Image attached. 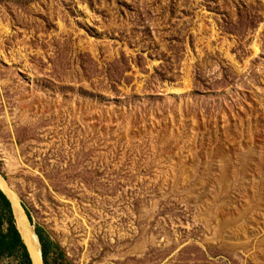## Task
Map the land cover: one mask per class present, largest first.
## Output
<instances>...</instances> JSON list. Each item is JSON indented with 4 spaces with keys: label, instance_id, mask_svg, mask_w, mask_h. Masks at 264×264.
<instances>
[{
    "label": "rangeland",
    "instance_id": "1",
    "mask_svg": "<svg viewBox=\"0 0 264 264\" xmlns=\"http://www.w3.org/2000/svg\"><path fill=\"white\" fill-rule=\"evenodd\" d=\"M0 175L41 264H264V0H0Z\"/></svg>",
    "mask_w": 264,
    "mask_h": 264
},
{
    "label": "trees",
    "instance_id": "2",
    "mask_svg": "<svg viewBox=\"0 0 264 264\" xmlns=\"http://www.w3.org/2000/svg\"><path fill=\"white\" fill-rule=\"evenodd\" d=\"M36 230L40 243V253L42 258H44L48 251V241L43 237L39 226H37ZM2 255H12L20 263L31 264L27 247L15 223L11 202L0 188V257Z\"/></svg>",
    "mask_w": 264,
    "mask_h": 264
},
{
    "label": "bare ground",
    "instance_id": "3",
    "mask_svg": "<svg viewBox=\"0 0 264 264\" xmlns=\"http://www.w3.org/2000/svg\"><path fill=\"white\" fill-rule=\"evenodd\" d=\"M0 188L8 196L15 219L16 226L21 234V237L27 247L28 255L31 259V264H41L40 251L37 243V238L29 225L27 218L24 215L23 208L19 202L18 195L8 186L0 175Z\"/></svg>",
    "mask_w": 264,
    "mask_h": 264
},
{
    "label": "water",
    "instance_id": "4",
    "mask_svg": "<svg viewBox=\"0 0 264 264\" xmlns=\"http://www.w3.org/2000/svg\"><path fill=\"white\" fill-rule=\"evenodd\" d=\"M39 251H40V249H39ZM40 255H41V253H40Z\"/></svg>",
    "mask_w": 264,
    "mask_h": 264
}]
</instances>
